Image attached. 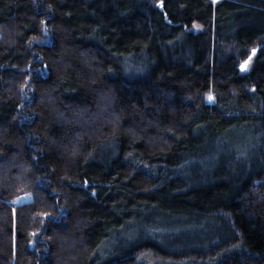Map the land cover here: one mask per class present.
<instances>
[{"label":"trees","instance_id":"trees-1","mask_svg":"<svg viewBox=\"0 0 264 264\" xmlns=\"http://www.w3.org/2000/svg\"><path fill=\"white\" fill-rule=\"evenodd\" d=\"M0 264H264V0H0Z\"/></svg>","mask_w":264,"mask_h":264},{"label":"rangeland","instance_id":"rangeland-1","mask_svg":"<svg viewBox=\"0 0 264 264\" xmlns=\"http://www.w3.org/2000/svg\"><path fill=\"white\" fill-rule=\"evenodd\" d=\"M212 1L216 4V3H218V2H220V1H222V0H212ZM245 65H246V64L244 63V64H243V66H244V67H243V70L246 69V68H245ZM209 96L213 97L212 94H210ZM212 100H213V99H212ZM29 199H30L29 197H23V198H21V200L19 201V203L26 202V201H28ZM186 233H188L189 235H191L190 238L195 236V234H193V233H190V232H186ZM178 235H181V234L178 233Z\"/></svg>","mask_w":264,"mask_h":264},{"label":"snow or ice","instance_id":"snow-or-ice-1","mask_svg":"<svg viewBox=\"0 0 264 264\" xmlns=\"http://www.w3.org/2000/svg\"><path fill=\"white\" fill-rule=\"evenodd\" d=\"M245 67H246V65H245ZM208 99H209V100H212V99H213V97L209 96V97H208Z\"/></svg>","mask_w":264,"mask_h":264}]
</instances>
